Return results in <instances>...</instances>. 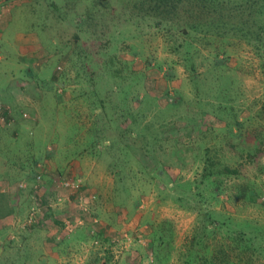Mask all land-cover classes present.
<instances>
[{"label": "rangeland", "instance_id": "rangeland-1", "mask_svg": "<svg viewBox=\"0 0 264 264\" xmlns=\"http://www.w3.org/2000/svg\"><path fill=\"white\" fill-rule=\"evenodd\" d=\"M126 5L0 0V264H264L263 58Z\"/></svg>", "mask_w": 264, "mask_h": 264}, {"label": "trees", "instance_id": "trees-1", "mask_svg": "<svg viewBox=\"0 0 264 264\" xmlns=\"http://www.w3.org/2000/svg\"><path fill=\"white\" fill-rule=\"evenodd\" d=\"M120 1L121 3H127L125 10H137L143 18H154L157 27L168 24V31H176L173 35L181 39L182 48L184 43L192 44L191 34L193 32L203 33L201 39L207 42L214 38L226 42L225 40L228 38L237 35L240 40L251 44L256 53L264 60V0ZM51 6L55 7V4L52 3ZM206 44L209 45V43ZM262 67L264 72V64ZM260 112L259 116L264 114V106ZM233 125L240 127L242 124L238 123V121L230 120V122L227 121L224 128L228 127L227 133L236 137L238 133L233 134L230 130ZM263 133L264 130L258 135L255 134V139L259 140V142L263 141ZM205 162L208 164L210 158L205 159ZM221 173L238 175V170L225 166L219 171V174ZM4 200L6 199L4 198ZM11 212V207H8L6 203L0 202V218H5ZM97 234L99 235L100 231ZM161 248L165 247L161 246Z\"/></svg>", "mask_w": 264, "mask_h": 264}, {"label": "built area", "instance_id": "built-area-1", "mask_svg": "<svg viewBox=\"0 0 264 264\" xmlns=\"http://www.w3.org/2000/svg\"><path fill=\"white\" fill-rule=\"evenodd\" d=\"M37 179L39 180V179H40V176H38ZM72 183H73V182H72ZM73 184H74V183H73ZM73 184H72V185H73ZM67 185L70 186V184L66 183V186H67ZM21 187H23V185H21ZM74 187H75V186H74ZM75 188H79V186H76ZM29 219L32 221V219H33V215H32V214L30 215V218H29Z\"/></svg>", "mask_w": 264, "mask_h": 264}]
</instances>
